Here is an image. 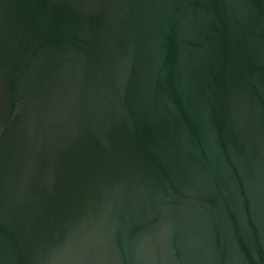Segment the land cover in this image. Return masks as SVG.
<instances>
[{"label":"water","instance_id":"95a60500","mask_svg":"<svg viewBox=\"0 0 264 264\" xmlns=\"http://www.w3.org/2000/svg\"><path fill=\"white\" fill-rule=\"evenodd\" d=\"M0 264H264V0H0Z\"/></svg>","mask_w":264,"mask_h":264}]
</instances>
